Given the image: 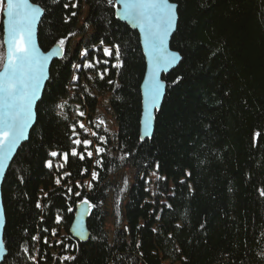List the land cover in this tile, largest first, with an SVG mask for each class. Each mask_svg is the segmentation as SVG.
<instances>
[{"label":"trees","instance_id":"1","mask_svg":"<svg viewBox=\"0 0 264 264\" xmlns=\"http://www.w3.org/2000/svg\"><path fill=\"white\" fill-rule=\"evenodd\" d=\"M32 1L45 9L41 48L47 52L66 36L68 42L51 66L36 125L3 184L8 255L2 264H34L29 257L38 264H264V197L258 191L264 188V0H171L179 5L171 46L183 59L164 77L167 94L154 135L146 141L140 133L146 59L138 32L116 19L107 0H79L75 8V0ZM73 11L77 15L66 23ZM3 34L0 15V45ZM113 44L121 46L120 69L95 50ZM85 48L89 55L82 58ZM97 59L96 67H83ZM74 65L80 66L77 72ZM177 77L183 79L174 84ZM107 94L118 132L114 138L107 133L103 154L72 156V126L83 133L74 106L92 116L99 96ZM61 103L64 110L57 107ZM257 131L262 135L254 143ZM53 151L69 153L68 161L52 157ZM126 168L132 183L124 174V184L114 181ZM93 171L99 178L91 189L78 188ZM152 172L166 178L156 182L155 202L149 199ZM111 195L112 233L106 229ZM82 197L95 205L86 242L70 231ZM57 215L63 217L60 223ZM58 226L66 232L63 243H57L59 232L52 235ZM68 255L75 260L62 259Z\"/></svg>","mask_w":264,"mask_h":264},{"label":"snow or ice","instance_id":"2","mask_svg":"<svg viewBox=\"0 0 264 264\" xmlns=\"http://www.w3.org/2000/svg\"><path fill=\"white\" fill-rule=\"evenodd\" d=\"M58 2V0H54ZM79 0H75L71 4L73 8L77 7ZM107 4L116 9L115 15L117 18H122L131 21L143 33L144 46L147 50L149 58V71L148 77L144 85V113H143V136L151 137L154 127L155 114L161 110V101L165 95V84L161 81L160 73L167 71L169 68L178 64L183 57L179 52L169 50L168 41L170 36L177 30L178 21V5L170 2V0H107ZM64 8H68L69 4H64ZM45 9L32 0H0V15L6 18V24L3 31L6 38L3 41L4 53H0V179L4 177L7 162L12 157L14 150L17 148L21 140L27 138L26 133L28 128L32 125L36 112L34 107L38 100H41V89L43 82L48 79L47 65L51 57L62 56L65 51V46L68 42V36L62 37L56 41V46L47 54H43L37 47L36 42V27L40 21L41 16L44 14ZM77 13L73 11L71 16L65 22L67 23L71 17L76 16ZM87 27V25H86ZM76 33H69V36H74ZM102 45L103 41L100 42ZM102 52L103 56L116 61L112 66L120 69L123 67L121 60V46L113 44L111 46H104L95 49ZM89 50L83 49L81 52L82 57H88ZM101 63L99 59L89 61L83 65L84 68H94L97 64ZM104 64H108L109 60H104ZM73 67L79 68L78 65ZM106 70L99 73L100 79H104ZM74 80H78V76H73ZM183 79L177 77L173 83H179ZM113 83V81H109ZM42 102V101H41ZM64 103L58 104L57 107L63 109ZM79 116H85V112L79 111ZM105 121L100 120L97 127L104 125ZM77 125L72 126L73 135L76 137L72 142L76 146L72 149V156H79V159H85V154L88 158L93 156V141L91 139H80V133L76 132ZM78 127L83 130L85 135L96 137L101 142H106V138L99 135L97 131H92L83 122L78 123ZM259 131L254 133V143L258 142L261 138ZM83 147L84 151L79 152L78 149ZM105 148L95 146V153L97 155L103 154ZM52 157L61 156L62 160L66 163L68 161L69 153H58L53 151L50 153ZM100 164L101 161L97 160ZM48 168L53 167L52 160L46 162ZM63 164L57 167H63ZM157 170L159 164L156 165ZM84 172L87 169L83 170ZM70 173H65V176ZM92 179L97 180L99 173L93 171L91 173ZM191 175V173H187ZM157 181L166 179L153 173ZM22 179V178H21ZM55 183L61 184V178H57ZM183 183V181H181ZM77 187H82L77 183ZM88 187L91 188L92 184L89 182ZM68 193L77 197L81 196V192L76 191L73 193L71 188H68ZM260 196L264 197V188L259 189ZM47 196V193H45ZM82 205H85L84 212L81 216L87 214L90 209L95 205L87 197H82L80 200ZM37 208L43 206L38 202ZM170 208L171 205H168ZM67 211L71 212L73 209L69 207ZM63 217L57 215L56 222L60 223ZM4 224V211L0 208V227ZM179 227V225H177ZM45 231H47L45 229ZM155 231V230H154ZM52 235L55 236L56 232L53 230ZM81 239L86 236L83 232L80 234ZM33 240H39V236H33ZM47 244V238L44 239ZM63 243V241H57ZM139 246V245H137ZM25 253L29 252L28 247H24ZM8 253L3 241H0V261H5ZM33 260L34 264H38L35 257H29ZM65 261L75 260L74 256L62 257Z\"/></svg>","mask_w":264,"mask_h":264},{"label":"water","instance_id":"3","mask_svg":"<svg viewBox=\"0 0 264 264\" xmlns=\"http://www.w3.org/2000/svg\"><path fill=\"white\" fill-rule=\"evenodd\" d=\"M33 2V1H32ZM170 2L172 3H175L173 1L170 0ZM34 3V2H33ZM177 4V3H176ZM39 5V4H38ZM178 5V4H177ZM40 6V5H39ZM179 10V5H178V9H177V12ZM115 13H116V9H115ZM44 14L41 16L40 18V21L38 22L37 24V27H36V42H37V47L40 49V51L43 53V54H47L48 52H50L54 47H52L49 51H44L41 46H40V43H39V26H40V23L42 21V18H43ZM116 19L119 20L120 22L128 25L131 29L135 30L138 32L139 36H140V41H141V46H142V50H143V53H144V56H145V59H146V72H145V76H144V79H143V82H142V85H141V91H142V116H141V128H140V133H141V137L143 136V125H142V120H143V113H144V85H145V81L148 77V71H149V67H150V63H149V58H148V55H147V50L145 49V46H144V38H143V33L140 31V29L138 27H136L131 21H128V20H125V19H122V18H117V16L115 15ZM178 17H179V12H178ZM178 23H179V18H178V21H177V28H178ZM2 24H3V28L6 24V18L4 16H2ZM177 31V30H176ZM176 31L172 34V36H170L169 38V41H168V47H169V50L170 51H173V52H178L174 49H172V46H171V42H172V39H173V36L175 35ZM4 32V31H3ZM6 38V34L4 32L3 34V41L4 39ZM64 54V53H63ZM181 55V54H180ZM63 57L62 56H54V57H51V59L49 60L48 62V65H47V73H48V79L45 80L43 82V86H42V89H41V99L43 97V93H44V90H45V87L49 81V78H50V69H51V66L53 64V62L55 60H58V59H61ZM181 63V61L176 64L174 67H171L169 68L167 71H162L160 73V79L161 81L165 84V95L164 97L162 98V101H161V108L163 106V103H164V100H165V97H166V94H167V82L165 81L164 77L169 75L171 72H173L178 66L179 64ZM41 100H38L35 107H34V111L36 112V109H37V105L39 104ZM160 112V111H159ZM157 112L155 114V121H154V127H153V132H152V136L151 137H144L143 139H141L142 141H146L148 139H152L153 135H154V132H155V127H156V118H157V114L159 113ZM36 122H37V112H36V117L32 123V125L28 128L27 130V133H26V136L27 138L24 139V140H21L20 143L18 144L17 148L14 150L13 154H12V157L9 159V161L7 162V167L5 168V172H4V177L2 179H0V208L3 209L4 211V224H3V227H0V241H3V243L5 244L4 242V233H5V227H6V213H5V208H4V204H3V196H2V188H3V184H4V181H5V178L7 176V173L9 171V168L11 167V164L13 163L19 149L21 148V146L23 144H25L26 142H28L29 140V137H30V133L32 131V129L34 128V126L36 125ZM85 205H82L80 204L78 207H77V211H76V214H75V218H74V221L71 225V228H70V231H71V234L72 236L78 240V241H81V242H86L88 241L89 237H90V232H89V229H88V226H87V220H88V217H89V213H90V210L87 214H84L83 216H81V213L84 212V209H85ZM83 232L84 235L86 236L85 239H81L80 237V233ZM6 246V245H5ZM7 250V248H6ZM7 253H8V250H7ZM3 261H0V264H2Z\"/></svg>","mask_w":264,"mask_h":264},{"label":"rangeland","instance_id":"4","mask_svg":"<svg viewBox=\"0 0 264 264\" xmlns=\"http://www.w3.org/2000/svg\"><path fill=\"white\" fill-rule=\"evenodd\" d=\"M78 40H79L78 38L75 39L74 45H76L78 43ZM102 47H104V46H102ZM82 58H84V57H82ZM87 62H89V61H87ZM87 62H85V63H87ZM79 69H80V66H79V68H75L76 72ZM74 76H78V74L75 73ZM72 81L73 82H72V85L70 87V90H71V94L73 95L74 92H75V89H76L75 83H76L77 80L73 79ZM109 97H110V94H107L106 96L105 95L99 96L97 110L92 116L89 115L88 110H84V108H82V106L79 105V104H76L74 106L76 109H73V110L76 113H78L79 111L85 112V116H83V117H81V116H79L77 114L80 117V119L78 120V123L83 121L88 126V128L90 130L97 131L99 133V135H101V136L106 138L107 137V133H108L112 138H114V135L118 132V124L116 122V119L114 117L113 112L109 109V106H108L109 105V102H108ZM63 110H64V108H63ZM101 119L105 121V124L97 127V125H98V123H99V121ZM102 132L103 133L105 132V133L103 134ZM79 138L80 139L87 138V139H91L93 141V148L90 149V150L93 151V156L92 157H96V155H97L95 153V146L103 147V144L106 143V142L99 141L96 137H92L91 135H85L84 133H82ZM153 173L154 172H152L148 176V189H149L150 195H151L150 198H149L150 201L155 202L156 195H157V186H156L157 180L155 179V176H153ZM123 174L126 175L127 183H132V180H133L132 170L129 169V168H126V169L122 170L121 174H115V176L113 177L114 181H116L119 184L120 183L124 184V182L120 181L121 180V176L120 175H123ZM92 180L93 179H92V175H91L90 178L86 179L82 184L81 183H79V184L84 186V187H86L87 190H90L91 188L88 187V184H89V182H91V184H93ZM114 199H115L114 196L111 195V198L107 202V209H108V211L110 213V216H109L107 224H106V229L110 233H112L114 231L113 218H112V215H111L112 214V207H113L112 203L114 202ZM55 232H59L60 233V236L56 237L57 241H61L62 237L66 235V232L60 226L57 227Z\"/></svg>","mask_w":264,"mask_h":264}]
</instances>
